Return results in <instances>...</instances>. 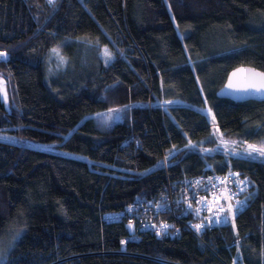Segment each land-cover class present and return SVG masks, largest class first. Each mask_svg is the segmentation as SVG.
Instances as JSON below:
<instances>
[{
    "label": "trees",
    "instance_id": "obj_1",
    "mask_svg": "<svg viewBox=\"0 0 264 264\" xmlns=\"http://www.w3.org/2000/svg\"><path fill=\"white\" fill-rule=\"evenodd\" d=\"M80 40L111 63L97 47L84 64ZM63 42L67 63L48 71ZM0 53V131L16 138L0 139V240L15 232L1 264H264V157L221 144L264 140V100L218 95L232 70L264 71V0H0ZM228 171L258 192L201 238L183 220L123 245L125 222L104 218Z\"/></svg>",
    "mask_w": 264,
    "mask_h": 264
},
{
    "label": "built area",
    "instance_id": "obj_2",
    "mask_svg": "<svg viewBox=\"0 0 264 264\" xmlns=\"http://www.w3.org/2000/svg\"><path fill=\"white\" fill-rule=\"evenodd\" d=\"M230 172L238 173L239 176L229 177ZM209 177L212 178L211 184H215L216 187L209 184ZM226 177L229 178L225 180ZM217 178L225 180V183L220 184ZM196 181H201V183L196 184ZM237 181L246 182L244 185H238ZM240 187L244 188L243 192L239 191ZM225 188L230 193L238 194L229 201L221 199L220 205L227 208V204L231 203L233 209L231 212L219 213L220 217H227L226 221L221 220L218 223H213L212 220L216 219L214 213L217 212L213 194L219 195L225 191ZM257 192L256 182L239 171L200 174L192 178L181 179L178 185L171 184L159 197H137L133 203L126 205L123 210L107 214L104 218L108 222H125L128 235L121 240L123 245L129 240H138L140 232L145 230L154 232L160 238L175 237L180 232L178 222L183 220L186 221V225L194 234L201 238V234L205 230L232 224L237 214L249 205L250 200ZM202 199L213 203L212 205L198 203ZM237 200L244 201V203L237 207ZM160 205L165 207L161 209ZM189 205H191L190 208ZM209 206L213 207L212 212L208 210ZM197 210H199L198 214ZM162 224H167L169 227L162 229ZM197 224L202 225L199 230L194 227Z\"/></svg>",
    "mask_w": 264,
    "mask_h": 264
},
{
    "label": "snow or ice",
    "instance_id": "obj_3",
    "mask_svg": "<svg viewBox=\"0 0 264 264\" xmlns=\"http://www.w3.org/2000/svg\"><path fill=\"white\" fill-rule=\"evenodd\" d=\"M49 4H54L55 0H48ZM53 55L57 56L59 58V62L60 64H65L67 63L66 59L60 55L59 50L57 48H53L52 50ZM6 54L5 53H0V57H4ZM103 57H104V62L105 64H109L111 63L112 59H113V54L107 49L105 48L103 50L102 53ZM235 75V73L233 74ZM254 77H257L258 79L255 82H249L244 84L243 86H240L237 90H241V91H249L250 89L255 90L256 92H264V73H253ZM229 88H232L233 85L230 83L228 85ZM6 97V94H5ZM165 103H171L170 101H167ZM127 107V106H125ZM119 109H109L108 112L112 113V112H119ZM210 111V110H209ZM102 114H97V116H100ZM215 119V117H213V120ZM221 144H223L225 146V149L229 148L230 146H234L236 144V141H229V140H223L221 139ZM189 147H193V145H191V143L189 144ZM205 152L210 151L209 149H204ZM258 154V157H264V145L261 146H256V145H252V144H248L246 146V148L243 150L242 153L240 152H236L235 148L232 147V155L238 157V158H243L244 156H247L249 158L252 159H256L258 158L257 156H253V154ZM163 165V162H161V166ZM232 176H239L238 173H229V177ZM229 177H226L225 180H227ZM217 180L219 181L220 184H224L225 180H221L220 178H217ZM212 178L209 177V184H211ZM246 181H237L238 185H244ZM201 181H196V184H200ZM212 187H216L215 184H211ZM240 192L244 191L243 187H240L239 189ZM238 193H230L227 188H225V191L220 193L219 195L213 194L214 197V201H215V206H217V212L214 213V215L216 216V219L212 220L213 223H218L221 220L226 221L227 217H220L219 213H225V212H231L233 209V205L231 203L227 204V208H225L224 206L220 205V200L223 199L225 201H229L231 200L235 195H237ZM198 203H205L207 205H212L213 202L211 201H205V200H201L198 201ZM244 203V201H240L237 200L236 201V206L239 207ZM165 206L164 205H160V208L163 209ZM191 207V205H189V208ZM208 210L210 212L213 211V207L209 206ZM199 210H197V214H198ZM169 227V225L167 224H162L161 228L162 229H167ZM197 230H199L202 225L201 224H197L194 226Z\"/></svg>",
    "mask_w": 264,
    "mask_h": 264
},
{
    "label": "rangeland",
    "instance_id": "obj_4",
    "mask_svg": "<svg viewBox=\"0 0 264 264\" xmlns=\"http://www.w3.org/2000/svg\"><path fill=\"white\" fill-rule=\"evenodd\" d=\"M79 42H81L82 44H80L82 46V58L81 61L85 64L86 62L89 61V59L91 57H93L91 55V53L89 52L90 50L93 51L95 48H99L98 44L92 41H84V40H80ZM64 45V42L61 43L60 45H58L56 48L59 50L61 49V47ZM107 48L105 46L99 48L102 49V51ZM60 53V51H59ZM61 55V54H60ZM62 56V55H61ZM93 59V58H92ZM48 62L50 63L48 65V71L52 70L51 68L54 69V65L55 66H60V65H64V64H60L59 62V58L55 55H53L52 51L49 53L48 55ZM5 81V80H4ZM5 82H3V80H0V86L4 85ZM2 97H5L6 94V84L5 87H2ZM7 99V97H5V100ZM125 107L124 108H120L119 112H115V113H101L102 115L97 116L96 117V122L98 123V125L100 127H102L103 129L108 128L113 126L117 121H119L120 119H122L124 117V112H125ZM0 139H6V140H10V141H16V138L14 137V135L8 134L5 131H0ZM243 144V143H242ZM248 144H243V146H247ZM252 145H256V146H261L264 145V140H262L261 142H257L255 144ZM233 146H230L229 148H227L226 150L231 149ZM236 152H240L242 153L243 151H240L239 149L236 150ZM14 231L9 232V234H5L1 240H0V264L3 263V261L6 259L7 257V251H8V247H10V243H12V241L14 240Z\"/></svg>",
    "mask_w": 264,
    "mask_h": 264
},
{
    "label": "water",
    "instance_id": "obj_5",
    "mask_svg": "<svg viewBox=\"0 0 264 264\" xmlns=\"http://www.w3.org/2000/svg\"><path fill=\"white\" fill-rule=\"evenodd\" d=\"M2 59L7 58V54ZM235 73V75H233ZM253 73H264L259 69L250 66H241L232 70L227 79L219 90L218 95L225 98H231L238 102L245 101H263L264 92H256L255 90L250 89L249 91L237 90L240 86H243L249 82H255L258 78L253 76ZM232 84L233 87L229 88L228 85Z\"/></svg>",
    "mask_w": 264,
    "mask_h": 264
}]
</instances>
